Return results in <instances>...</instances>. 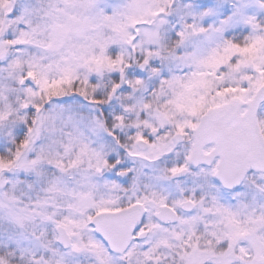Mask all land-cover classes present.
Segmentation results:
<instances>
[{"label": "snow or ice", "instance_id": "obj_1", "mask_svg": "<svg viewBox=\"0 0 264 264\" xmlns=\"http://www.w3.org/2000/svg\"><path fill=\"white\" fill-rule=\"evenodd\" d=\"M0 264H264V0H0Z\"/></svg>", "mask_w": 264, "mask_h": 264}]
</instances>
